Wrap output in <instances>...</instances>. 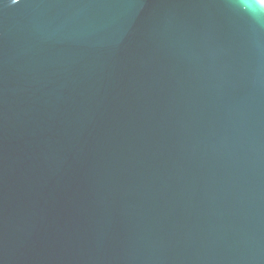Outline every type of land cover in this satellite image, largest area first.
I'll list each match as a JSON object with an SVG mask.
<instances>
[{
	"label": "water",
	"instance_id": "95a60500",
	"mask_svg": "<svg viewBox=\"0 0 264 264\" xmlns=\"http://www.w3.org/2000/svg\"><path fill=\"white\" fill-rule=\"evenodd\" d=\"M0 264H264V23L0 0Z\"/></svg>",
	"mask_w": 264,
	"mask_h": 264
},
{
	"label": "clouds",
	"instance_id": "9594fccd",
	"mask_svg": "<svg viewBox=\"0 0 264 264\" xmlns=\"http://www.w3.org/2000/svg\"><path fill=\"white\" fill-rule=\"evenodd\" d=\"M18 0H12L17 3ZM241 10L251 13L259 22L264 23V0H234Z\"/></svg>",
	"mask_w": 264,
	"mask_h": 264
}]
</instances>
